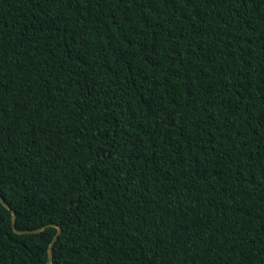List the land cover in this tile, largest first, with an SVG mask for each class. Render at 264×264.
Instances as JSON below:
<instances>
[{
  "label": "trees",
  "instance_id": "obj_1",
  "mask_svg": "<svg viewBox=\"0 0 264 264\" xmlns=\"http://www.w3.org/2000/svg\"><path fill=\"white\" fill-rule=\"evenodd\" d=\"M0 179V264H264V0H0Z\"/></svg>",
  "mask_w": 264,
  "mask_h": 264
},
{
  "label": "water",
  "instance_id": "obj_2",
  "mask_svg": "<svg viewBox=\"0 0 264 264\" xmlns=\"http://www.w3.org/2000/svg\"><path fill=\"white\" fill-rule=\"evenodd\" d=\"M0 201L4 204V206H6L7 208H9L8 204H6L3 199L0 200ZM11 213H12V225H13V228L15 229L14 224H15L16 217H15V213H14L13 210H11ZM49 225H53V224H49ZM45 227H46V225L45 226H42V227H40V228H38L36 230H34L33 232L41 231ZM17 232H22V231H17ZM28 232H30V231H28ZM59 233H60V227L58 226L57 227V232H56L55 236L52 238V240H51V242H50V244L48 246V250H47V253H48V261H47L46 264H50L51 263V249H52L53 243L55 242V240H56V238H57V236H58Z\"/></svg>",
  "mask_w": 264,
  "mask_h": 264
},
{
  "label": "snow or ice",
  "instance_id": "obj_3",
  "mask_svg": "<svg viewBox=\"0 0 264 264\" xmlns=\"http://www.w3.org/2000/svg\"><path fill=\"white\" fill-rule=\"evenodd\" d=\"M3 183V180L2 179H0V184H2ZM0 200H2V197H0Z\"/></svg>",
  "mask_w": 264,
  "mask_h": 264
}]
</instances>
